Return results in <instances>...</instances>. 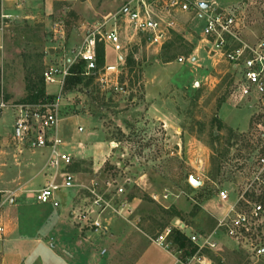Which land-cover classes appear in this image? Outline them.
<instances>
[{
	"label": "rangeland",
	"instance_id": "1",
	"mask_svg": "<svg viewBox=\"0 0 264 264\" xmlns=\"http://www.w3.org/2000/svg\"><path fill=\"white\" fill-rule=\"evenodd\" d=\"M20 1L5 3L6 13L17 16L10 26L1 25L0 18V102L7 105L0 112V224L5 233L37 230L35 214L53 217L41 225L43 231L91 229L83 227L79 215L89 211L96 216L97 195L106 206L102 232L107 217L130 216L149 241L174 257L181 251L182 258L196 256L194 264H264V256L252 257L246 245L219 228L229 209L219 190L227 189L233 198L248 178L258 104L256 98L241 97L240 68L211 51L201 11L178 13L175 30L159 44L129 24L122 10L130 0ZM202 2L236 15L244 24L240 36L245 43L264 41V0ZM114 22L122 51L109 47L98 65L103 73L109 69L110 80L124 91H117L114 82L101 85L97 75L63 89L59 133L74 148L69 168L74 183L57 194L59 205L40 208L33 194L49 180L47 155L27 145L18 148L14 107L24 103L30 83L66 65L89 33L101 28L105 34ZM97 48L105 54L103 42L98 40ZM45 86L47 96L57 95V84ZM191 177L202 184L194 186ZM168 231L165 244L170 246L165 248L158 240ZM177 231L187 238L183 245L175 240ZM196 234L211 237L217 246L198 248L188 237ZM45 240L50 248L56 246L54 237Z\"/></svg>",
	"mask_w": 264,
	"mask_h": 264
},
{
	"label": "built area",
	"instance_id": "2",
	"mask_svg": "<svg viewBox=\"0 0 264 264\" xmlns=\"http://www.w3.org/2000/svg\"><path fill=\"white\" fill-rule=\"evenodd\" d=\"M202 1L130 0L122 11L127 16L129 24H132L136 30L149 34L153 43L164 44L169 33L177 26L175 17L178 13L200 10L201 12L197 13L205 20V41L212 45L211 51L220 53L240 68L241 75L238 81L240 95L256 98L258 104L254 118L256 148L251 159L247 161L249 167L247 165L246 167L249 174L244 188L238 191L234 199L231 198L227 189H220L218 192L219 199L229 205L226 214L219 219V228L230 240L246 245L252 257L260 259L264 256V41L253 45L245 43L240 36L244 24L236 15L230 11L212 9L211 6L208 9H202L200 6ZM0 2L1 25L8 27L17 19V16L5 11V3L10 0H0ZM110 18L106 20L105 25L111 21ZM100 30L101 28L95 29L85 37L81 46L74 52V57L69 58L66 65L51 68L44 73L45 85L57 84L59 87L55 97L37 103H20L14 107L13 138L18 142V148L22 150L23 146L27 145L33 150L48 151L45 168L51 171L50 179L43 188L34 192L33 199L36 203L53 202L59 205L60 200L56 197V192L69 188L74 183L69 168L73 165L76 156L68 148L69 143L59 133L62 92L67 78L71 75L72 67L84 62V75H97L101 85L114 82L113 86L117 91H124L117 80H110L109 69L103 73L98 65V40L105 46L104 60L107 58L106 53L109 47L118 53L122 51L119 28L114 22L105 34ZM1 47L0 43V49ZM119 59L124 61L122 55H119ZM179 61L182 62L183 58H179ZM5 108L7 105L0 102V112ZM78 131L82 132L83 128L79 127ZM81 145L78 144V146ZM59 177L62 178L61 182L58 181ZM122 191V188L118 189V192ZM102 203L103 199L96 195L94 204L100 208L96 211V216L89 211L79 215L83 227H89L94 231L105 228L102 214L106 206H102ZM182 227L185 228V225L183 224ZM4 233L5 228L0 224V237ZM169 234L170 231L161 235L158 240L165 248L170 246V243L165 244ZM188 237L198 248L217 246V242L211 241V237L199 234ZM179 254L180 257H175L177 264H194L196 256L182 258L181 251Z\"/></svg>",
	"mask_w": 264,
	"mask_h": 264
},
{
	"label": "crops",
	"instance_id": "3",
	"mask_svg": "<svg viewBox=\"0 0 264 264\" xmlns=\"http://www.w3.org/2000/svg\"><path fill=\"white\" fill-rule=\"evenodd\" d=\"M60 133L66 139L67 135ZM43 152L48 153L47 150ZM37 170L41 173L40 168ZM45 170L48 173L46 179H50L51 171ZM33 219L39 227L37 230L11 229L6 231L4 239H0V264H177L172 254L147 239L130 216L107 217V229L103 232L88 228L43 231L41 225L51 223L53 217L35 214ZM46 237L56 239L54 248L47 245Z\"/></svg>",
	"mask_w": 264,
	"mask_h": 264
},
{
	"label": "trees",
	"instance_id": "4",
	"mask_svg": "<svg viewBox=\"0 0 264 264\" xmlns=\"http://www.w3.org/2000/svg\"><path fill=\"white\" fill-rule=\"evenodd\" d=\"M97 52H98V62H102L104 57L103 52L99 51L98 49ZM84 69H85L84 62H80L79 64H76L72 67L71 75L66 80L65 89L71 90L75 88L77 85L82 83L84 76H86L84 75L85 72ZM29 90H30V94L23 101L24 103H37L40 101H45L46 99L53 98L52 96L46 95V86L43 76H41L37 82L30 83ZM219 127H221V125ZM175 240L177 243L183 245L184 242L187 241V238L182 233L177 231Z\"/></svg>",
	"mask_w": 264,
	"mask_h": 264
},
{
	"label": "water",
	"instance_id": "5",
	"mask_svg": "<svg viewBox=\"0 0 264 264\" xmlns=\"http://www.w3.org/2000/svg\"><path fill=\"white\" fill-rule=\"evenodd\" d=\"M201 8L202 9H207L209 6H210V4L209 3H201ZM190 182L194 185V186H199V185H201L202 183L201 182H199V181H197L194 177H191L190 178Z\"/></svg>",
	"mask_w": 264,
	"mask_h": 264
}]
</instances>
